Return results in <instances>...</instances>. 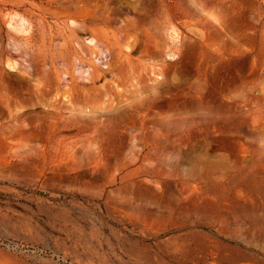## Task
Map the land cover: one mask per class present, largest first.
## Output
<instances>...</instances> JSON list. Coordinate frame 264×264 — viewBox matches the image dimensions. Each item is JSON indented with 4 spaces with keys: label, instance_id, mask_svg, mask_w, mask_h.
Instances as JSON below:
<instances>
[{
    "label": "rangeland",
    "instance_id": "obj_1",
    "mask_svg": "<svg viewBox=\"0 0 264 264\" xmlns=\"http://www.w3.org/2000/svg\"><path fill=\"white\" fill-rule=\"evenodd\" d=\"M0 264H264V0H0Z\"/></svg>",
    "mask_w": 264,
    "mask_h": 264
}]
</instances>
